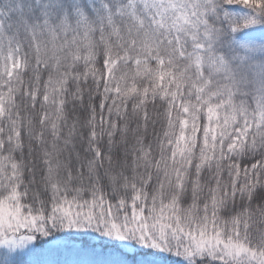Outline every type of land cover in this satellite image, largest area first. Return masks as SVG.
Segmentation results:
<instances>
[{
  "label": "trees",
  "instance_id": "trees-1",
  "mask_svg": "<svg viewBox=\"0 0 264 264\" xmlns=\"http://www.w3.org/2000/svg\"><path fill=\"white\" fill-rule=\"evenodd\" d=\"M209 2L0 0V201L40 215L3 264H264V115L207 117L231 66L263 76L264 0ZM56 201L98 218L78 232Z\"/></svg>",
  "mask_w": 264,
  "mask_h": 264
},
{
  "label": "rangeland",
  "instance_id": "rangeland-1",
  "mask_svg": "<svg viewBox=\"0 0 264 264\" xmlns=\"http://www.w3.org/2000/svg\"><path fill=\"white\" fill-rule=\"evenodd\" d=\"M193 1L201 5L203 8H206L208 4H211L209 2L211 0H193ZM236 1L238 2L239 0ZM191 7L193 8V10H195L193 5H191ZM2 15L3 14L0 11V28H3V23L1 19L3 18ZM194 17L196 18V16ZM181 19H183L184 23L197 24L195 23L196 19L192 18L191 15L187 16V14H183L181 16ZM191 33H192L191 30L185 29L182 30L181 35L183 34L184 37L187 35L191 37ZM199 35H201V32L199 33ZM200 38L203 41V43H201L202 45L208 42L204 38L202 37ZM9 47L11 48V44H9ZM204 47L208 48V46H204ZM7 60H8L7 75L8 78H11L14 72L18 70L20 65V59L16 49L10 50L7 56ZM205 68H209V67L205 66ZM230 70H234L235 72H238L242 83L240 85H236L237 88L227 87L224 90H220L221 92L220 94H216V95L212 94L211 100H215L217 102L213 105L208 106L207 117L209 118L212 116L214 117V120H217V118L219 117L226 121L229 119L236 120L238 118L239 113L242 114L243 116H246L248 113L264 115L263 114L264 90L260 88L263 87L264 84V80H263L264 70L262 77H260L258 73L256 74V72H252L251 76L245 75L241 73L242 71H239L233 66L230 67ZM202 91L203 90L199 91V93H201ZM246 97L248 99H251L249 103L248 102L246 103L245 101L242 100ZM190 110L191 109L189 108L186 109L183 114L185 116H188ZM216 111H220V114L217 115ZM189 121L190 119L183 120L181 127L183 131L189 129V125L191 124V122ZM18 198L19 196L17 190L15 191L11 189L9 195L4 197L0 201V257L3 256L5 252L8 253L9 250L17 253L18 251H23L31 248V247H27L31 245L30 241L26 238L27 224L30 223L34 227L36 225V222L33 218L40 215L26 214L25 210H23L22 207L19 205ZM33 198L34 196H30L28 200L32 202ZM53 206H54L55 214L51 215V217L57 216V218L62 219V221L67 227L71 226L70 224H73L75 230L77 231H78L77 225H80V228L84 231V229L88 227L90 224L93 225L95 223L94 220L98 218L96 215H92V213L88 211V209H83L81 207L80 208L71 207L65 201H56L53 203ZM34 207L37 208V206ZM106 233H109V230ZM115 241H116L115 244H117L116 245L117 250L123 251L130 255H136L140 253V251L143 249V247L139 245L136 246L132 245L131 243L126 241L123 237L118 235L115 236ZM138 243H142L144 245L143 240H139ZM220 245L221 244L219 243V241H215V242H211L210 244H207V247L213 248ZM233 249L234 250L226 246V248L223 250L222 258L231 259L234 262H237L236 260L237 256L244 255L243 249L242 248H237V249L233 248ZM208 252L211 253L210 249L208 250ZM250 258L256 262L254 263L248 262L246 264H262V260L259 257L252 255L250 256ZM0 264H3V262L0 261Z\"/></svg>",
  "mask_w": 264,
  "mask_h": 264
}]
</instances>
